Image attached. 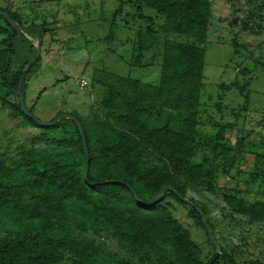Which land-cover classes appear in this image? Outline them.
<instances>
[{"label": "trees", "instance_id": "trees-1", "mask_svg": "<svg viewBox=\"0 0 264 264\" xmlns=\"http://www.w3.org/2000/svg\"><path fill=\"white\" fill-rule=\"evenodd\" d=\"M0 9L25 31L17 38L0 16L5 21L0 24V36L5 37L0 41V102L11 109L13 118L39 130L29 146L14 152L0 144V264H236L215 238L220 254L212 245L203 222L202 215L211 229L205 211L193 200H182L187 199L188 188L215 192L218 165L228 166L237 152L223 125H217L214 141L201 139L211 1L116 0L104 42L116 41L122 26L138 24L130 63L140 71L147 69L152 65H143V59L156 51L161 59L160 81L151 84L110 70L92 71L90 85L101 92L100 109L87 119L70 113L84 129L88 182L87 157L75 123L62 120L41 127L21 111L17 96L22 73L37 48L30 41L29 57L12 71L14 42L24 35L38 39L41 29L45 53L47 36L48 48L57 44L56 29L48 28L45 21L26 28L22 12ZM43 63L41 54L25 89ZM224 86V92L237 89L249 98L247 87L239 82ZM11 96L16 103L8 102ZM28 111L34 115L33 109ZM241 141L245 145L246 139ZM165 186L171 190L152 204ZM169 199L189 208L190 218L205 230L215 249L208 262L191 232L176 218ZM224 199L234 214L264 225V199L251 201L239 191L225 193ZM105 233L133 259L104 251L96 238Z\"/></svg>", "mask_w": 264, "mask_h": 264}, {"label": "rangeland", "instance_id": "rangeland-1", "mask_svg": "<svg viewBox=\"0 0 264 264\" xmlns=\"http://www.w3.org/2000/svg\"><path fill=\"white\" fill-rule=\"evenodd\" d=\"M210 1L213 16L205 52L202 96L206 112L202 117L201 139L214 141L217 125H223L228 127L226 139L237 152L228 166L222 162L218 165L215 192L188 188L186 198L205 211L218 245L236 264H264V225L234 214L224 199L225 193L236 191L251 201L264 199V0ZM6 7L23 13L26 28L45 21L50 25L48 28L56 29L57 44L48 48L47 36L43 69L29 78L25 89L26 108L33 109L34 116L42 122L52 121L57 114L73 112L85 119L93 117L100 109L101 93L90 85V75L95 69L144 78V82L151 84L160 81L161 59L156 51H150L143 59V65H152L147 69L140 71L130 63L138 24L122 26L116 41L104 42L110 33L116 0H0V8ZM145 12L155 16L154 11L145 9ZM0 24L5 25V21L0 19ZM4 38L0 36V41ZM37 40L26 35L16 39L12 71H16L17 63L29 57V42L37 46ZM2 78L0 72V81ZM82 80L86 81V87H82ZM235 82L247 87L248 99L237 89L222 91L221 86ZM8 102L16 103L17 99L11 96ZM10 111L0 102V144L5 151L14 152L20 146H29L39 130L22 124ZM242 139H246L245 145L241 144ZM169 201L175 206L176 218L191 232L208 262L215 249L210 246L205 230L190 218L189 208ZM96 243L116 257L133 259L110 234L100 235Z\"/></svg>", "mask_w": 264, "mask_h": 264}, {"label": "water", "instance_id": "water-1", "mask_svg": "<svg viewBox=\"0 0 264 264\" xmlns=\"http://www.w3.org/2000/svg\"><path fill=\"white\" fill-rule=\"evenodd\" d=\"M0 16H3L7 22L10 24V26L13 28L14 31L17 32V37L20 38L22 36V34L24 33L23 28L15 23L10 15L8 13H6L5 11L0 9ZM41 36H42V30L39 29V36H38V44L36 46L37 48V54L35 56V58L33 59V61L26 67V69L23 71L22 76L20 78V85H19V92L17 93L18 99H19V103H20V107H21V111L28 115L29 117H31L39 126L41 127H53L55 126L58 122L68 119L71 120L72 122L75 123V125L77 126L82 141H83V145L85 148V154L87 157V163H86V171H85V181L88 182V175H89V156H88V152H87V144H86V137H85V133H84V129L83 126L81 124V122L79 121V119L71 114H61L59 116H57L53 121L51 122H42L41 120H39L37 117H35L34 115L30 114V112L28 111V109L26 108L25 105V82H26V78L29 74V72L31 71L32 67L36 64V62L38 61V59L40 58L41 54H42V47H41ZM171 190L170 187H163L161 190V194L153 201L152 204L157 203L158 201H160L161 199L164 198V196L166 195V192ZM137 200L139 201V198H137ZM183 201L190 203L189 200L182 198ZM203 217V222L204 225L207 229L210 241L212 242V245L215 247V249L217 250L218 254H220V248L217 245V242L215 241L214 237L212 236V232L211 229L209 227V225L207 224L206 218L204 215H202Z\"/></svg>", "mask_w": 264, "mask_h": 264}, {"label": "built area", "instance_id": "built-area-1", "mask_svg": "<svg viewBox=\"0 0 264 264\" xmlns=\"http://www.w3.org/2000/svg\"><path fill=\"white\" fill-rule=\"evenodd\" d=\"M86 86H87L86 81H83V80H82V87H86Z\"/></svg>", "mask_w": 264, "mask_h": 264}, {"label": "crops", "instance_id": "crops-1", "mask_svg": "<svg viewBox=\"0 0 264 264\" xmlns=\"http://www.w3.org/2000/svg\"><path fill=\"white\" fill-rule=\"evenodd\" d=\"M44 64V63H43ZM43 92V91H42Z\"/></svg>", "mask_w": 264, "mask_h": 264}]
</instances>
